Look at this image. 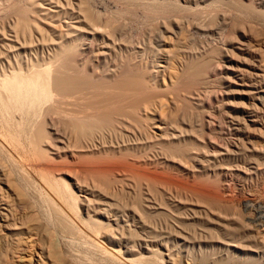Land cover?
Returning <instances> with one entry per match:
<instances>
[{
    "label": "rangeland",
    "instance_id": "374dc122",
    "mask_svg": "<svg viewBox=\"0 0 264 264\" xmlns=\"http://www.w3.org/2000/svg\"><path fill=\"white\" fill-rule=\"evenodd\" d=\"M151 1L0 0V77H2L3 71L8 72L13 67H15V69L19 67L27 69V67L30 68L33 65L37 66L36 64H43V62H46V66H48L50 61H52L54 62V65L52 62L51 63L56 70L55 72H57H54V75L57 74V76H59L57 79L60 84L62 85V81L64 87H66L73 83L70 87H67V90L62 86L63 89L61 90L67 91L69 95L66 92L65 94H67V96L65 95V98H56L57 96H55L53 101L47 102V108L44 107L46 111L42 108V111L37 110L38 114L36 113V115L33 114V109L31 110L32 107H28V109L27 107L18 109L19 107H15L13 104L6 103L3 106L0 103V197L4 198L3 202L0 201V264H61L64 260V256L59 253L62 247L60 245L58 246L56 241L58 232L62 230L67 220L68 222L70 221V223H66V226L71 224H73L72 226L77 225L78 227L80 226L79 228L89 233L88 230L90 229L86 225L92 218H90L82 208L83 205L81 206L80 204L77 209L76 205H74L75 202L66 197L70 200H68L69 202H72V204L74 203L73 205L71 204V207L64 198L65 196L62 197L51 188L54 184L53 181L62 177H65L71 185H75L76 180H80L82 183L80 181L79 183L82 185L85 183L86 186L91 184L89 187H95V182H97L98 194L104 193L102 195L111 199L113 197L112 201L108 200L109 202L106 203L101 201L102 203L98 202L91 205L92 208L90 207L89 209L90 214L93 213L92 209L104 210L107 207V210H105L107 213L111 214V217L119 216L121 219L125 218L124 220H126L128 224L130 222V224L133 223L132 225H142L143 222H146L145 219H147L149 224L144 223L146 226L143 229H138L140 232L137 231V233H139L138 236L144 235L142 236L144 238L145 236L146 238H154L155 236L158 239V237L162 235L164 237L161 236L162 238L159 237L158 240L164 238L165 241H170L171 243L179 241L185 246L183 247L184 249L182 248L183 251H189L191 249V251L198 252L203 250L202 252L206 254H217L223 247L221 240L229 239L230 241L232 240V242H235L234 240H239L231 245V248L249 246L250 242L248 236L250 234L252 235L254 232L255 234L253 233V236L258 235L257 237L259 240L262 237L259 232L263 230L264 234V109L261 111L262 119L260 121L262 122H260L259 125L253 127V125L246 126L243 124V128L239 129L236 124L237 118H242L244 116L239 113L238 110L240 107L238 106L242 103L249 102V95L235 92L237 88L244 86L241 85L242 81H234L235 83L233 86L228 87V83L226 79H224L225 72L228 71L227 68L230 69L229 72L233 73L235 70L232 69V67L238 64V59H230L227 55V51L234 50L239 43L244 42L242 41L244 39V37H242L244 31L251 45L255 46L256 44H261L264 50V11L258 10L249 2L243 4L241 0H208L206 2H201L197 6H195L196 4H190L183 0H180L182 2H180L181 5H179L180 3L177 0H168L167 3H165L166 5H162L163 7L156 5L157 8L154 5L155 2L153 3ZM170 2L171 5H169ZM69 3L70 5H68ZM78 5L85 7L81 8L84 12L81 11ZM213 5H219V8L215 11ZM73 6H75V10H73ZM85 12L86 14H84ZM82 14L88 15L86 20L83 19L86 16L84 17ZM76 20L79 22H76ZM72 22H76V24L80 26L84 25L81 26V28L89 26L88 28L91 31L96 29V31L99 32L101 29L102 32L100 33L101 35L105 34V40H109L107 42H111V45H114L116 41L117 43H115V46L117 45V47L112 53L108 54L106 59L101 58L99 54H97V52L99 53L98 50L94 49L95 52L91 50L90 44L95 41L92 45L94 46L95 44L99 46L106 41L103 40L101 35L96 38L92 35H87L83 36L84 38L82 37L83 39H81V41H77L79 42L77 47L68 46L65 51L61 52L59 48L60 31L67 33L68 30L72 29V27H68L69 24L72 25ZM165 22H167V24ZM176 22L180 23L182 31L180 29L177 30L178 34L181 32L177 35L178 37H175L177 40H174V43L173 40L169 39L170 44L168 45L169 47H167L169 49L173 47L172 52L177 53L176 56L173 55L174 61L172 60L171 63L173 65H170L171 68H173V70L170 68L172 70L171 74L173 73L176 76L182 75V79L172 87V91L170 88L167 91H163L162 89L160 92L161 88L154 86L150 77L154 73V61L156 56L159 55L157 49L160 47H157L153 39V43L149 40L151 35H155V37L163 33V35L166 34L167 36L172 35L170 32V34L168 33L166 25L169 27L168 24H176ZM96 24L98 27H96ZM30 26L32 28H30ZM63 27H67L68 29H63ZM86 27L84 28L85 30ZM101 27L106 29V31L108 29V31L104 32V29ZM88 28L87 30L90 31ZM251 28L253 30H251ZM112 29L117 30V36H113L111 32ZM156 30L158 31L156 32ZM162 30L165 31L163 32ZM108 33L112 35L109 36ZM167 36L166 38L169 37ZM89 37L94 41H90ZM130 41L131 46L129 45ZM126 44L128 45L126 46ZM208 44L211 47L203 51V46H207ZM9 45L12 46L10 47L11 49ZM85 47L86 50L84 51ZM133 48H135L136 51ZM75 49H77V51ZM9 50H11V52ZM116 50L118 52H123L121 55L120 53L117 55L118 52H115ZM191 51L197 53L196 57H187V53H192ZM200 52H202V54H199ZM50 53H52V55ZM54 54L55 58L53 57ZM8 57L10 59H8ZM176 57L179 58L176 59ZM179 59L181 60L179 61ZM58 63L60 67H58ZM27 64L29 65L27 66ZM118 64L121 65V67H119ZM114 66H118L119 69H121V73L118 72V67L116 68ZM9 67L11 69H8ZM113 67L116 68V70H111ZM46 68L47 67H43V69ZM150 69L152 71H150ZM110 71H117L118 73L112 75L111 73L113 72L110 73ZM209 71H213V73L207 74ZM169 73L170 71L167 72V75ZM116 74H118V77ZM233 75L236 74L233 73ZM65 78H67V80ZM68 80L71 83H69ZM3 91L6 94L7 90L4 89L2 92ZM159 94H163L162 98L160 96L162 103L165 102L163 100H166L167 102L165 105H168H164L165 107L163 106L162 109L161 107L159 108L161 111H159V114L162 113V117H165H163L164 128L166 127L165 130L167 129V132H171L173 129L172 127H174V129H184V131L193 134L191 137L193 144H189L188 146L183 144L179 145L177 143H175L176 145H172L173 143H165V145L163 143L165 145L163 147L161 144H157L156 146V140L153 137L154 141L150 138L153 133H161L159 127L160 122H152L153 112L151 109L149 112L147 108L150 102L153 103L154 101L160 100L158 99ZM164 95H166L167 98ZM153 96L154 98H158L154 99ZM217 96H221L222 100L221 98L216 99ZM200 99L207 101L204 106L200 104ZM147 100L148 102H146ZM218 101H220L219 103L222 101V104H220L222 107L217 105L219 104ZM144 104L148 106L145 107ZM15 108H17L18 112ZM143 108L146 109L147 112ZM26 111L28 112L25 113ZM6 112L9 113L6 114ZM28 113L30 115H27ZM90 113L93 115H88ZM108 113L111 116L109 115L108 117ZM93 116L94 118H91V120L89 117ZM147 116L151 120H148L149 118ZM86 117L91 121H87ZM247 119L250 120V117L247 116ZM90 129L91 131L89 132ZM37 131H42L39 132L40 136H38L39 134L36 135L38 133ZM94 131L96 132V136ZM87 132L89 133L88 139L86 138L88 137V134H86ZM97 132L99 134H97ZM128 133H130L129 135L133 139H130ZM195 133H197V136ZM125 134L126 136H124ZM115 137L118 138L115 139ZM212 138L215 139V141ZM124 139L125 141H134L133 143L138 144V148H135L136 150L124 149L125 151L122 150L118 152L112 147L114 145L117 146L118 143L122 144ZM210 140L212 143L216 142L215 144H220L223 150L224 155L218 162H215L214 158H212L213 146ZM168 146L176 147L168 148ZM199 147H201V149ZM254 147L257 149L254 150ZM227 148H230L229 153L231 154L229 155ZM203 149H205L204 152L202 151ZM164 150L168 152L164 154ZM184 150L186 152H184ZM170 152L176 153V155H179V153L183 155L182 163L190 168H183V166H178L177 164L167 165L168 162H165L163 155H170ZM205 152L207 153L204 154ZM225 152H227L226 155ZM201 154L205 155V159H203L206 161V167L209 166L208 168L210 171H212L211 169L215 168V166L217 167V165L220 166L219 168H222L221 172L223 173L221 176L215 177L211 175L210 172H208L209 175L207 173H201V169L198 165L199 162L196 160ZM160 155L162 156L160 157ZM122 167L129 169L124 172L127 176H135V179L133 178L134 180L149 178L154 182L149 185L144 182L142 184L137 183L138 186H135V190L137 188L136 194V191H133L129 185H125V180L117 179L116 171ZM191 167H194V169ZM133 168H136L135 172L138 174L135 172L132 173L131 170ZM195 169L200 171V173ZM189 170L192 172H189ZM49 178L53 180H50L52 183L48 180ZM92 180L95 184L92 183ZM28 182H32L33 184ZM98 186L101 187L100 191L103 188V192L99 191ZM147 188L150 191H148ZM138 190L141 191L139 192ZM64 194H67L65 190ZM108 194L112 197H109ZM142 197H147L146 199H149L151 203L149 202L146 204V202L144 206V204H141L143 203ZM155 197H158L159 200ZM47 199L52 201H50L51 203L48 201L51 205H49ZM136 200L137 203H139L137 205L141 206L135 207ZM157 200L158 202H156ZM116 202L122 203L118 204ZM52 203L56 205L54 206ZM108 203H114V206H110ZM132 206H134V209ZM138 207H141L140 210L144 208L141 213H145L143 214L145 219H143L144 217L141 218L143 216L139 215L141 213L136 214V212L139 211L138 209L137 211H133ZM145 209H148V212ZM49 210L53 213L56 212L55 216L58 214L56 217L61 220L58 219L57 222V218L55 217L56 219L53 218L51 222L49 217H47L50 213ZM57 211L63 213V216L60 212L57 213ZM126 213L128 216H126ZM146 214L150 215H147V217ZM59 215L64 217L66 221ZM225 217H227V219ZM82 218H88L89 221L88 219L87 221L82 220L86 221V223H83L81 221ZM213 219H217L218 221L213 222ZM219 219L224 225L227 224L228 228L222 225ZM58 223L60 225H58ZM249 223H251V225ZM92 224L93 221H91V225ZM228 224H230V226ZM246 224L248 225L246 226ZM96 225H98V222ZM96 225L95 227H97ZM155 226L157 229L159 228L158 230L156 229L157 231H155ZM132 227L134 228V226ZM231 227L234 229L236 227L238 228L234 230ZM173 229L181 233H175ZM133 231L134 233L136 232L134 229L130 231V233L132 232L131 235L135 236L136 233L133 234ZM229 231L231 232L228 233ZM91 232L94 233L95 231L93 232V230H91ZM130 233L128 232L127 234L129 235ZM100 234L98 232L94 234V237L99 236L100 238H97L100 240H97L95 237L96 240L107 247L106 245L109 244V242L105 239L103 240L102 233L100 232ZM149 234L153 237H150ZM215 236L217 237L215 238ZM76 250L78 249H75L73 252L79 254L80 251L77 253ZM82 254L84 253L82 252ZM101 254L93 253L91 257H94V261L91 259L90 255L88 260L91 259L89 261H92L94 264H103L106 255L103 254L101 256ZM29 257H34L33 262L32 258L29 259ZM83 257H85V254Z\"/></svg>",
    "mask_w": 264,
    "mask_h": 264
},
{
    "label": "bare ground",
    "instance_id": "6f19581e",
    "mask_svg": "<svg viewBox=\"0 0 264 264\" xmlns=\"http://www.w3.org/2000/svg\"><path fill=\"white\" fill-rule=\"evenodd\" d=\"M47 1V0H46ZM73 1V0H72ZM81 1V0H80ZM151 1V0H150ZM167 1L168 0H153V1H151V2H155V7L157 8V6L156 5H158V6H162L163 4H165V3H167ZM171 1V0H170ZM177 1H179V3L182 1H180V0H177ZM176 1V2H177ZM184 2H188V3H190V4H196L195 6H197V5H199L201 2H206V1H208V0H183ZM213 1H216V0H213ZM225 1V0H224ZM242 1V3L243 4H246L247 2H249L251 5H253V6H255V8H257L258 10H260V11H264V0H241ZM59 2V1H58ZM69 2V1H68ZM83 2V1H82ZM147 2V1H146ZM174 2V1H173ZM212 2V1H211ZM240 2V1H239ZM81 3V2H80ZM84 3H86V2H84ZM148 3V2H147ZM182 3V2H181ZM181 3L179 4V5H181ZM218 3V2H217ZM227 3H228V1H227ZM41 4V3H40ZM39 4V5H40ZM74 4V3H73ZM83 4V3H82ZM81 4V5H82ZM150 4V3H149ZM152 4V3H151ZM176 4V3H175ZM68 5H70V3L68 4ZM79 6L78 5V7H80V9L82 8V7H84V6ZM166 5V4H165ZM164 5V6H165ZM169 5H171V2H170V4ZM169 5H168V7H169ZM174 5V4H173ZM177 5V4H176ZM185 5V4H184ZM43 6V5H42ZM150 6V5H149ZM187 6V5H186ZM205 6H206V4H205ZM208 6H209V4H208ZM211 6V5H210ZM215 8H214V10L216 11V9H218L219 8V5H213ZM212 6V7H213ZM246 6V5H245ZM71 7V6H70ZM74 7L75 6H73L72 8H73V10H75L74 9ZM163 7V6H162ZM190 7V6H189ZM51 8V7H50ZM85 8V7H84ZM186 8V7H185ZM52 9V8H51ZM189 9V8H188ZM192 9V8H191ZM194 9V8H193ZM208 9V8H207ZM186 10V9H185ZM211 10V9H210ZM213 10V11H214ZM256 10V9H255ZM257 10V11H258ZM78 11H80V10H78ZM81 11L82 12H84L83 11V9H81ZM198 11V10H197ZM212 11V12H213ZM217 11H219V10H217ZM39 12V11H38ZM46 12V11H45ZM57 12V11H56ZM163 12V11H162ZM49 13V12H48ZM53 14V13H52ZM79 14V13H78ZM84 14H86V12L84 13ZM84 14H82L85 18H83V19H85L86 20V18H87V16L88 15H84ZM163 14V13H162ZM185 14H186V12H185ZM229 14V13H228ZM90 16V15H89ZM175 17V16H174ZM92 18V17H91ZM160 18V17H159ZM177 19V18H176ZM80 20V19H79ZM84 20V21H85ZM92 20V19H91ZM183 20V19H182ZM226 20V19H225ZM19 21V20H18ZM81 21V20H80ZM88 21V20H87ZM86 21V22H87ZM222 21H223V19H222ZM22 22V21H21ZM76 22H79L78 20H76ZM76 22H72V25L71 24H69L68 25V27L70 26V27H72V29H70V30H68V32L67 31H65V32H67V33H63L62 31H60V36H59V42H60V44H59V48L61 49V52H63V51H65V49L66 48H68V46L70 47V46H76L77 47V44L79 43V42H77V41H81V39H83L84 37L83 36H87V35H92L94 38H96V37H100V35H101V33L100 32H102V30L100 31L99 29H97V30H99V32H97L96 31V29L95 30H90L88 27H86V30L84 29L85 27H83V28H81V26H84V25H79V24H76ZM225 22V21H224ZM25 23V22H24ZM27 23V22H26ZM37 23V22H36ZM67 23V22H66ZM71 23V22H70ZM89 23V22H88ZM166 24H167V22H165ZM22 24H23V22H22ZM34 24V23H33ZM60 24V23H59ZM90 24H91V22H90ZM18 25V24H17ZM16 25V26H17ZM27 25V24H26ZM29 25V24H28ZM35 25V24H34ZM55 25H57V24H55ZM66 25V24H65ZM92 25V24H91ZM63 26V25H62ZM94 26V25H93ZM92 26V27H93ZM165 26V25H164ZM168 26L169 27H167V25H166V29L168 30V33L170 32L172 35H156L157 37H155V35L153 36V35H151V38H150V42H152V39L156 42V44H157V47H160L159 49H157L158 50V53H159V55H157L156 56V59H155V57H154V59H155V61H154V63H155V68H153V74L150 76L151 77V81L154 83V86H156L157 88L159 87V88H161L160 89V92L162 91V89H163V91H167V90H169L170 88V90L172 91V87H174L181 79H182V75H180V76H176V75H174L173 73V75L171 74V72H172V70H173V68H171V66L170 65H173V64H171L172 63V60H173V55L174 56H176V54L177 53H174V52H172L173 51V47H172V49H169L168 47V45L170 44V40H177V39H175V37L177 36V35H179L181 32H179V34H178V32H177V30L178 29H180L181 31H182V29H181V25H180V23L179 22H176V24H171V25H169L168 24ZM200 26V25H199ZM205 26V25H204ZM203 26V27H204ZM55 27V26H54ZM96 27H98L97 26V24H96ZM105 27V26H104ZM183 27V26H182ZM26 28V27H25ZM30 28H32L31 26H30ZM61 28V27H60ZM87 28L90 30V31H88L87 30ZM102 28V27H101ZM107 28V27H106ZM205 28V27H204ZM207 28V27H206ZM27 29H28V27H27ZM38 29H40V28H38ZM63 29H68L67 27L65 28V27H63ZM102 29H104V28H102ZM161 29V28H160ZM159 29V30H160ZM253 29H254V27H253ZM252 28H251V30H253ZM111 30V29H110ZM113 30L114 29H112V34H113V36L114 35H116L117 36V34H118V32H117V30H114V32H113ZM166 30V31H167ZM179 30V31H180ZM106 31V29H104V32ZM107 31H108V29H107ZM106 31V32H107ZM158 30H156V32H157ZM163 31V30H162ZM165 31V30H164ZM163 31V32H164ZM184 31V30H183ZM18 32V31H17ZM32 32V31H31ZM152 32V31H151ZM252 32V31H251ZM162 33V32H161ZM167 33V34H168ZM169 33V34H170ZM253 33V32H252ZM17 34V33H16ZM109 34V36H111L112 34L111 33H108ZM153 34V33H152ZM158 34H159V32H158ZM105 34H102L101 36H102V38H103V40L104 41H106L105 40V36H104ZM106 35H107V33H106ZM150 35V34H149ZM149 35H148V37H149ZM243 36L242 37H244V39L242 40V41H244V42H242V43H239V45L234 49V50H231V51H227V55L230 57V59H238V64L236 65V66H233L232 67V69H234L235 71H233V73L234 74H236V75H233V73H231V72H229L230 71V69L229 68H227V70L228 71H226L225 72V75H224V79H226V81H227V83H228V87L229 86H233V84L235 83L234 81H237V80H240V81H242V84L241 85H244V86H241V87H239V88H237L236 90H235V92H237L238 94H244V95H249V102H245V103H242V104H240V106H238V107H240V109L238 110L239 111V113L241 114V115H243L244 117H242V118H237V125H238V127H239V129L240 128H243V124L244 125H246V126H251V125H253V127L254 126H256V125H259V123L260 122H262V121H260L261 119H262V115H261V111H262V109H264V50H263V47L261 46V44H256L255 46L254 45H251L250 44V40H248V38H247V34L245 33V31L243 32V34H242ZM123 36V35H122ZM140 36V35H139ZM166 36L168 37V38H166ZM174 36V37H173ZM83 37V38H82ZM115 37V36H114ZM114 37H111V38H114ZM147 37V38H148ZM178 37V36H177ZM241 37V38H242ZM90 38V37H89ZM109 38V37H108ZM136 38V37H135ZM174 38V39H173ZM99 39V38H98ZM101 39V38H100ZM110 39V38H109ZM170 39V40H169ZM86 40V39H85ZM115 40V39H114ZM113 40V41H114ZM137 40V39H136ZM179 40H180V38H179ZM90 41H92L91 40V38H90ZM94 41V40H93ZM92 41V42H93ZM107 41H109V40H107ZM104 42L102 45H95L94 44V46L92 45L93 43H95V41L92 43V44H90L91 45V50L93 51V52H95V50H98L99 51V53L97 52V54H99V57H101V58H104V59H106L107 58V56H108V54H110V53H112V51L117 47V45L115 46V43H117L116 41H115V43H114V45H111V42ZM111 41V40H110ZM123 41V40H122ZM145 41V40H144ZM153 41V42H154ZM87 42V41H86ZM100 42V41H99ZM121 42V41H120ZM127 42V41H126ZM152 42V43H153ZM91 43V42H90ZM131 41L129 42V45L131 46ZM138 43H139V41H138ZM144 43V42H143ZM142 43V44H143ZM172 43V42H171ZM174 43H175V41H174ZM80 44H81V42H80ZM85 44H87V43H85ZM89 44V43H88ZM100 44H101V42H100ZM123 44H125V43H123ZM141 44V43H140ZM144 44H146V43H144ZM148 44H149V42H148ZM147 44V45H148ZM151 44V43H150ZM155 44V45H156ZM173 44V43H172ZM79 45V44H78ZM89 45V46H90ZM128 44H126V46H127ZM133 45V44H132ZM136 45H137V43H136ZM81 46V45H80ZM98 46V47H97ZM139 46V45H138ZM144 46V45H143ZM143 46H141V47H143ZM153 46V45H152ZM168 46V47H167ZM10 47H12V46H10L9 45V48ZM82 47H83V45H82ZM119 47H120V44H119ZM156 47V46H155ZM155 47H154V49H155ZM211 46H209V44L207 45V46H203V48H202V50L203 51H206L208 48H210ZM131 48V47H130ZM129 48V49H130ZM11 49V48H10ZM84 49V48H83ZM89 49V48H88ZM95 49V50H94ZM120 49V48H119ZM128 49V48H127ZM132 49V48H131ZM134 50H135V48H133ZM145 49V48H144ZM143 49V50H144ZM153 49V48H152ZM153 49V50H154ZM76 51H77V49H75ZM86 50V47H85V49H84V51ZM121 50H122V48H121ZM150 50V49H149ZM176 50V49H175ZM174 50V51H175ZM201 50V49H200ZM10 52H11V50H9ZM81 51V50H80ZM127 51V50H126ZM129 51V50H128ZM136 51V50H135ZM142 51V50H141ZM146 51V50H145ZM145 51H144V53H145ZM156 51V50H155ZM82 52H83V50H82ZM115 52H118L117 50L115 51ZM123 52V51H122ZM122 52H118V54L117 55H119V53H120V55H121V53ZM152 52V51H151ZM192 52V51H191ZM195 52V51H194ZM194 52H192V53H187L188 55H187V57L189 58V57H196V52L194 53ZM43 53V52H42ZM136 53V52H135ZM138 53H139V51H138ZM143 53V54H144ZM154 53H156V52H154ZM172 53H174V54H172ZM6 54H7V52H6ZM44 54V53H43ZM51 55H52V53H50ZM184 54V53H183ZM199 54H202V52H200ZM13 55H14V53H13ZM39 55V54H38ZM114 55V54H113ZM112 55V56H113ZM115 55H116V53H115ZM116 55V56H117ZM125 55V54H124ZM18 56V55H17ZM34 56H36V55H34ZM41 56V55H40ZM44 56V55H43ZM48 56V55H47ZM110 56V55H109ZM143 56V55H142ZM141 56V57H142ZM178 56V55H177ZM186 56V55H185ZM10 57V56H9ZM8 57V59H10ZM38 57V56H37ZM54 58H55V54H54V56H53ZM122 57V56H121ZM184 57V56H183ZM186 57V58H187ZM6 58H7V55H6ZM29 58V57H28ZM45 58V57H44ZM48 58H49V56H48ZM113 58V57H112ZM179 58V57H178ZM177 57H176V59H178ZM30 59H32V58H30ZM38 59V58H37ZM36 59V60H37ZM98 59V58H97ZM154 59H152V60H154ZM175 59V60H176ZM182 59V58H181ZM181 59H179V61L181 60ZM27 60V59H26ZM99 60V59H98ZM116 60H117V57H116ZM151 60V61H152ZM15 61H16V59H15ZM28 61V60H27ZM38 61V60H37ZM46 61V60H45ZM103 61V60H102ZM174 61V60H173ZM177 61V60H176ZM39 62H40V60H39ZM52 61H50V64H48V66H46V62H43V64H40V65H38V64H36L37 66H31L30 68H28L27 67V69L26 68H23V67H19V68H17V69H15V67H13L12 69L9 67L8 69H11L10 71H8V72H5V71H3L2 73V77H0V103L4 106V104H6V103H10V104H13V106H15V107H19L18 109H24V107H27V109H28V107H32L31 108V110L33 109V114H35L36 115V113H37V110H40V111H42L41 109L42 108H44V107H46V104H48L47 102L48 101H53V99H55V96H57L56 98H65V95L67 96V94H68V92H67V94H65L66 92L64 91V90H61V89H63V87H64V83L61 81V83H62V85L60 84V82H59V80L57 79V77L59 78V76H57V74L56 75H54V72L56 71L55 70V68L53 67V65H54V62H52L53 63V65H52V63H51ZM99 62V61H98ZM3 63V62H2ZM10 63V62H9ZM27 63H29V62H27ZM31 63H32V61H31ZM38 63V62H37ZM64 63V62H63ZM105 63H106V61H105ZM152 63V62H151ZM175 63V62H174ZM1 64V63H0ZM11 64H12V61H11ZM11 64H9V65H11ZM18 64V63H17ZM59 64V63H58ZM8 65V66H9ZM21 65V64H20ZM29 64H27V66H28ZM31 65V64H30ZM116 65V64H115ZM178 65V64H177ZM1 66V65H0ZM5 66V65H4ZM22 66V65H21ZM57 66V65H56ZM62 66V65H61ZM66 66V65H65ZM64 66V67H65ZM118 66L119 67H121V65H119L118 64ZM117 66V67H118ZM12 67V66H11ZM43 67L45 68V67H47L46 69H43ZM58 67H60V64H59V66ZM58 67H57V70H58ZM63 67V66H62ZM114 67H116V66H114ZM111 68V70H116V68ZM119 67H118V69H119ZM3 68V67H2ZM66 68V67H65ZM109 68V67H108ZM172 70H171V69ZM181 68V67H180ZM43 69V70H42ZM123 69V68H122ZM185 69V68H184ZM2 70H4V69H2ZM61 70V69H60ZM120 70L121 69H119L118 70V72H120ZM215 70V69H214ZM59 71V70H58ZM150 71H152L151 69H150ZM168 71H170V73L167 75V72ZM107 72V71H106ZM111 72H113V73H111ZM117 71H110V73L113 75V74H115V73H118ZM174 72V71H173ZM178 72V71H177ZM215 72V71H214ZM55 73H57V72H55ZM121 73V72H120ZM150 73H152V72H150ZM213 73V71H209V72H207V74H212ZM175 74H176V71H175ZM178 74V73H177ZM180 74V73H179ZM116 76L118 77V74H116ZM115 76V77H116ZM112 77H114V76H112ZM141 78V77H140ZM238 78V79H237ZM66 80H67V78H65ZM64 79V80H65ZM63 80V79H62ZM69 81V80H68ZM151 82V83H152ZM69 83H71L70 81H69ZM67 84V83H66ZM73 84V83H72ZM71 84V85H72ZM60 85H61V88H60ZM71 85H68V86H66V87H64V88H66L65 90H67V87H70ZM245 85H247V86H245ZM63 86V87H62ZM7 90V92H6V94L4 93V91L2 92V90ZM75 89V88H74ZM69 91V90H68ZM170 91V92H171ZM83 92V91H82ZM5 95H4V94ZM70 93V92H69ZM89 93V92H88ZM209 94V93H208ZM222 94V93H221ZM69 95V94H68ZM163 95V94H162ZM162 95H158L159 96V98L158 97H156V98H158V99H160V96H161V98H162ZM168 95V94H167ZM85 96V95H84ZM166 98H167V96L166 95H164ZM164 96H163V98H164ZM222 97H223V95H222ZM222 97L221 96H217L216 97V99H219V98H221V100H222ZM153 98H154V96H153ZM156 98H154V99H156ZM76 99V98H75ZM172 100V99H171ZM67 101V100H66ZM163 101H165V102H163L162 103V100L160 99V100H157V101H154L153 103H151L150 101V105L147 107V106H145V104H144V106L145 107H147L148 109H149V112H150V109H151V111L153 112V120H152V122H160V125H159V127H160V131H161V133L160 134H152V136L150 137V138H154L155 140H156V146H157V144H161V145H163V147L166 145V144H168V143H173L172 145H174L175 143H177V144H183V145H188L189 146V144H193L192 142H193V140H192V135L193 134H190L188 131H184V129L183 130H180V129H174V127H172L173 129H172V131L170 132V131H166L165 130V128H164V123H163V117H162V113H160L159 114V108L161 107V109H162V107L165 105V103L167 102L166 100H163ZM169 101V100H168ZM195 101V100H194ZM5 102V103H4ZM146 102H148V100L146 101ZM172 102V101H171ZM199 102H200V104L202 105V106H204L205 104H206V102L207 101H205L204 99H200L199 100ZM220 101H218V103H219ZM145 103V102H144ZM0 104V105H1ZM129 104V103H128ZM132 104V103H131ZM169 104V103H168ZM220 104H222V101H221V103H219V104H217V105H219L220 106ZM8 105V104H7ZM139 105V104H138ZM138 105H136V106H138ZM8 106H11V105H8ZM92 106V105H91ZM90 106V107H91ZM132 106V105H131ZM135 106V105H134ZM140 106V105H139ZM165 106H168V105H165ZM164 106V107H165ZM50 107V106H49ZM142 107H143V103H142ZM220 107H222V105L220 106ZM8 108V107H7ZM47 108V107H46ZM46 108H44V110L46 109ZM53 108V107H52ZM140 108V107H139ZM3 109V108H2ZM12 109V108H11ZM14 109V108H13ZM133 109V108H132ZM144 109V108H143ZM9 110H10V108H9ZM15 110L18 112V110H17V108H15ZM144 110H146V109H144ZM12 111V110H11ZM10 111V112H11ZM23 111V110H22ZM46 111V110H45ZM136 111V110H135ZM28 111H26L25 113H27ZM30 112V111H29ZM81 112V111H80ZM146 112H147V110H146ZM148 112V113H149ZM161 112V111H160ZM9 113V112H8ZM7 112H6V114H8ZM13 113V112H12ZM135 113V112H134ZM145 113V112H144ZM260 113V114H259ZM2 114H3V111H2ZM14 114H15V112H14ZM22 114H23V112H22ZM32 114V115H33ZM38 114V113H37ZM39 114H41V113H39ZM42 114H43V112H42ZM77 114V113H76ZM152 114V113H151ZM12 115V114H11ZM27 115H30L29 113L27 114ZM34 115V116H35ZM78 115V114H77ZM77 115H76V117H77ZM88 115H91V113L90 114H88ZM93 115V114H92ZM91 115V116H92ZM95 115V114H94ZM108 115V117H109V113L107 114ZM25 116V115H24ZM96 116V115H95ZM111 116V115H110ZM114 116H116V115H114ZM150 116V115H149ZM247 116L248 117H250V120L249 119H247ZM20 117V116H19ZM27 117V116H26ZM25 117V118H26ZM38 117V116H37ZM75 117V116H74ZM84 117H85V115H84ZM120 117V116H119ZM148 117V116H147ZM16 118V117H15ZM45 118V117H44ZM79 118H80V116H79ZM82 118V117H81ZM87 118V117H86ZM90 119L91 118H94V116L93 117H89ZM145 118V117H144ZM149 118V117H148ZM165 118V117H164ZM43 119V118H42ZM83 119V118H82ZM147 119V118H146ZM5 120V119H4ZM8 120V119H7ZM78 120V119H77ZM84 120V119H83ZM89 119L87 118V121H88ZM92 120V119H91ZM91 120H89V121H91ZM148 120H151L150 118L148 119ZM12 121V120H11ZM80 121V120H79ZM86 121V120H85ZM167 121V120H166ZM14 122V121H13ZM23 122V121H22ZM21 122V123H22ZM41 122V121H40ZM81 122V121H80ZM83 122V121H82ZM199 122V121H198ZM21 123H18V124H21ZM24 123V122H23ZM185 123H187V122H185ZM9 124V123H8ZM199 124V123H198ZM22 125V124H21ZM149 125V124H148ZM167 125V124H166ZM177 128H179V127H177ZM195 128V127H194ZM247 128V127H246ZM256 128V127H255ZM262 128V127H261ZM32 129V128H31ZM238 129V128H237ZM94 130V129H93ZM168 130H169V128H168ZM91 131V129L89 130V132ZM242 131H244V130H242ZM38 132V131H37ZM39 132H42V131H39ZM35 133L36 135H38V136H40V133ZM95 132V131H94ZM132 132V131H131ZM146 132V131H145ZM193 132V131H192ZM83 133V132H82ZM91 133H93V132H91ZM100 133H103V132H100ZM134 133V132H133ZM86 134H88V137H86L87 139L89 138V133L87 132ZM97 134H99L98 132H97ZM109 134V133H108ZM130 133H128V135H129ZM196 134V136H197V133H195ZM33 135V134H32ZM42 135V134H41ZM91 135H94V134H91ZM107 135V134H106ZM200 135V134H199ZM247 135V134H246ZM253 135V134H252ZM95 136H96V132H95ZM110 136H112V135H110ZM121 136V135H120ZM124 136H126V134L124 135ZM134 136H135V133H134ZM33 137H36V136H33ZM90 137H93V136H90ZM129 137H130V135H129ZM142 137V136H141ZM148 137V136H147ZM246 137V136H245ZM37 138V137H36ZM116 138H118V137H115V139ZM135 138H136V140H137V137L135 136ZM153 138H152V140H153ZM93 139V138H92ZM91 139V140H92ZM129 139V138H128ZM130 139H133V138H131L130 137ZM139 139H141V138H139ZM194 139V138H193ZM213 139V138H212ZM201 140V139H200ZM214 141H215V139H213ZM154 141V140H153ZM118 142V141H117ZM120 142V141H119ZM134 142V141H133ZM131 140L130 141H125V139H124V141H122V144H120V143H118V145L116 146V145H114V146H112V147H114L118 152H121L122 150H124V149H135V148H138L137 147V143H133ZM210 142L212 143V141L210 140ZM165 145H164V144ZM216 143V142H215ZM215 143H212V146H213V157L212 158H214V160H215V162H218L220 159H222L221 157L224 155L223 154V150H222V148H221V145L219 144H215ZM144 144V143H143ZM145 144H147V143H145ZM153 144V143H152ZM154 144H155V142H154ZM94 145V144H93ZM93 145H92V147H93ZM176 145V144H175ZM211 145V144H210ZM146 146V145H145ZM235 146V145H234ZM162 147V146H161ZM161 147H159V148H161ZM162 147V148H163ZM172 147H176V146H168V148H172ZM196 147H198V146H196ZM223 147V146H222ZM94 148V147H93ZM101 148V147H100ZM168 148H166V149H168ZM192 148V147H191ZM200 149H201V147H199ZM198 148V149H199ZM223 148H226V147H223ZM255 148V147H254ZM95 149H97V148H95ZM165 149V148H164ZM193 149V148H192ZM228 149V155L229 154H231V153H229V150H230V148H227ZM257 148H255L254 150H256ZM94 150V149H93ZM132 150V151H133ZM136 150V149H135ZM138 150V149H137ZM170 150V149H169ZM191 150V149H190ZM194 150V149H193ZM207 150V149H206ZM232 150H234V149H232ZM231 150V151H232ZM237 150V149H236ZM240 150V149H239ZM251 150H252V148H251ZM97 151V150H96ZM105 151H106V149H105ZM104 151V152H105ZM125 151V150H124ZM192 151V150H191ZM195 151V150H194ZM203 152L205 151V149H203L202 150ZM201 151V152H202ZM230 151V152H231ZM99 152V151H98ZM102 152V151H101ZM115 152V151H114ZM165 152H168V151H165L164 150V154H165ZM184 152H186L185 150H184ZM189 152V151H188ZM197 152H198V150H197ZM196 152V153H197ZM115 153H117V152H115ZM172 152H170L169 154L170 155H168L167 154V156L166 155H163V159L165 160V162H168V164L167 165H169V164H177L178 166L180 165V166H183V168L184 167H186V168H188L187 166H185L183 163H182V159H183V155H181L180 153H179V155H176V153L174 154V153H172ZM190 153V152H189ZM188 153V154H189ZM207 152H205L204 154H206ZM226 153L227 152H225V155H226ZM233 153V152H232ZM186 154V153H185ZM184 154V155H185ZM212 154V153H211ZM133 155V154H132ZM144 155V154H143ZM158 155H159V153H158ZM191 155H193V154H191ZM208 155V154H207ZM150 156V155H149ZM155 157H157L156 155H154ZM162 155H160V157H161ZM196 156V155H195ZM204 156L205 155H203V154H201L200 155V157L198 158V159H196L198 162H199V167H200V171H201V173L203 172V174L204 173H207L208 174V172H210L211 173V175H213V176H221V174L223 173V172H221V170H222V168H219L220 166H218L217 165V167L215 166V168H213V169H211L212 171H210L209 170V166H207L206 167V161L204 160L205 158H204ZM131 157V156H130ZM143 157V156H142ZM134 158V157H133ZM194 158V157H193ZM204 158V159H203ZM208 158V157H207ZM137 159H138V157H137ZM119 160V159H118ZM194 160V159H193ZM208 160V159H207ZM211 160V159H210ZM157 161H158V159H157ZM196 161V162H197ZM205 161V162H204ZM209 161V160H208ZM136 162V161H135ZM164 162V163H165ZM184 162V161H183ZM194 162V161H193ZM146 163V162H145ZM151 163V162H150ZM157 163V162H156ZM161 164H163V163H161ZM205 164V165H204ZM126 165V164H125ZM165 165V164H164ZM192 165V164H191ZM194 165V164H193ZM176 166V165H175ZM197 166V165H196ZM128 167H130V166H128ZM136 167V166H135ZM198 167V166H197ZM197 167H196V169H197ZM185 168V169H186ZM190 168V167H189ZM188 168V169H189ZM192 168V167H191ZM116 169H118V168H116ZM140 169V168H139ZM192 169H194V167L192 168ZM191 169V170H192ZM195 169V170H196ZM111 170H113V169H111ZM115 170V169H114ZM129 169L128 168H119V170H117L116 171V177H117V179H122V180H125L126 181V184L125 185H129L130 186V188L133 190V191H136L135 193L137 194V188H136V190H135V186L137 185V183H145V184H150V183H153L152 182V180L151 179H149V178H145L144 180H134L135 179V176L133 177V176H127L126 174H125V172L124 171H128ZM135 170H136V168H133L131 171H132V173L133 172H135ZM143 170V169H142ZM151 170V169H150ZM187 170V169H186ZM191 170H189V172L191 171ZM198 170V169H197ZM196 170V171H197ZM188 171V170H187ZM200 171H197V172H199L200 173ZM140 172V171H139ZM192 172V171H191ZM135 173H137V172H135ZM152 173V172H151ZM129 174V173H128ZM138 174V173H137ZM209 175V174H208ZM59 176V175H58ZM26 177V176H25ZM134 178V179H133ZM53 179H55V178H53ZM153 179H155V178H153ZM29 180V179H28ZM49 181L51 180L50 178L48 179ZM51 181H53V180H51ZM50 181V182H51ZM79 181L80 180H76V182H75V185H71L69 182H68V180L65 178V177H62V178H60V179H55L54 181H53V185H55V186H53L52 184V186H51V188H53L58 194H60L62 197H64L65 199H66V201L69 203V205H71L72 204V202H69L71 199L73 200V202H75V204L74 205H76V208L78 209V207H79V205L81 204V206H82V208L86 211V213H87V215L90 217V218H92V220L91 221H93V224H94V226H93V224L91 225V221H89V219H88V221H89V223L86 225V226H88V228L90 229V230H88V229H86V230H88V232L89 233H87L86 231H84V230H82V228H79L77 225H74V226H72L73 224H71V225H67L66 226V223L68 224V223H70V221L68 222V220H67V222L65 223V226H63L62 227V230H60V232H58V235H57V241H56V244L59 246H61L62 247V250L59 252L61 255H63L64 256V260L62 261V263L61 264H70V263H79V264H94L92 261L90 262L89 260H91V259H93L92 257H91V255H93V253H102L101 254V256L104 254V255H106V258L103 260V264H264V237H263V230H261L259 233H261L260 235L262 236L261 238H260V240L258 239V235L256 236H253V233H252V235L250 234L249 236H248V238H249V242H250V245L249 246H241V247H233V248H231V245H233L235 242H238L239 240H234L235 242H232V240L230 241L229 239L227 240H221L222 241V244H223V247L221 248V250L219 251V253H211V254H206L205 252L203 253L202 251H198V252H194L193 250L191 251V249L189 250V251H183V247H185L184 246V244L183 243H181V242H179V241H173L174 243H171L170 241H165L164 240V238L162 239V240H158L159 239V237H161L162 235H160L159 237H158V239L154 236V238H146V236H145V238L144 237H142V236H144V235H141V236H138V234L140 233L139 231H138V229H143L146 225L144 224V223H148L147 222V219H145V216L143 215V214H145V213H141V211L142 210H144V208L142 209V210H140L141 209V207L139 208H135L136 210H133L134 209V206H132V210L133 211H137V209L139 210V211H137L136 212V214L137 213H141V214H139V215H143L141 218H143V219H145V221L146 222H143V224L142 225H132V224H130V222H129V224L126 222V220H124V219H121V217H119V216H110L111 214H109V213H107V207L103 210H98L97 208V210H94V209H92L93 210V213L92 214H90L89 213V209H90V207H91V205H94V203H98V202H100V203H102V202H109L108 200H110V201H112L113 200V197L112 196H110L109 194V197H112V199L111 198H108L107 196H104V195H102V194H104V193H99L98 194V191H97V182H95L96 183V186L94 187H89L88 185L86 186L85 185V183H84V185H82L81 183H79ZM56 182V183H55ZM87 182V181H86ZM28 183H30V182H28ZM52 183V182H51ZM89 183V182H88ZM92 183H94L93 182V180H92ZM94 183V184H95ZM27 184V183H26ZM30 184H33L32 182L30 183ZM58 184V185H57ZM87 184V183H86ZM94 184H92V185H94ZM49 185V184H48ZM33 186V185H32ZM100 186V185H99ZM98 186V187H99ZM103 186V185H102ZM128 186V187H129ZM133 186H134V188H133ZM138 186V185H137ZM136 186V187H137ZM160 186V185H159ZM162 186V185H161ZM141 187H142V185H141ZM146 187H147V185H146ZM157 187V186H156ZM100 188L101 187H99V191H100ZM126 188V187H125ZM103 189V188H102ZM102 189H101V191L100 192H103L102 191ZM143 189V188H142ZM148 189V188H147ZM64 190H65V192L67 193V194H64ZM105 190V189H104ZM126 190V189H125ZM110 191V190H109ZM128 191V190H127ZM126 191V192H127ZM139 192L141 191V190H138ZM148 191H150L149 189H148ZM106 192V191H105ZM121 192H122V190H121ZM125 192V193H126ZM145 192H146V189H145ZM129 193V192H128ZM131 193H133V192H131ZM142 193H144V192H142ZM22 195H24L23 193H21ZM146 194V193H145ZM207 194V193H206ZM27 195V194H26ZM106 195V194H105ZM150 195H151V193H150ZM214 195V194H213ZM138 196H139V194H138ZM66 197H68L69 199H67ZM134 197H136V196H134ZM133 197V198H134ZM213 197H215V196H213ZM27 198V197H26ZM45 198V197H44ZM47 198V197H46ZM117 198V197H116ZM121 198V197H120ZM143 198V197H142ZM147 198V197H146ZM145 197L142 199L143 201V203H141V204H144V206H145V203L146 204H148L150 201H149V199L147 200ZM149 198V197H148ZM154 198V197H153ZM156 198V197H155ZM163 198V197H162ZM202 198V197H201ZM217 198V197H216ZM118 199V198H117ZM117 199H116V201H117ZM138 199H139V197H138ZM156 199H158V197L156 198ZM155 199V200H156ZM214 199V198H213ZM3 200H4V198L3 197H0V201L1 202H3ZM69 200V201H68ZM121 200V199H120ZM133 200V199H132ZM141 200V199H140ZM153 200V199H152ZM159 200V199H158ZM158 200L156 201V202H158ZM202 200V199H201ZM204 200V199H203ZM50 202L51 200L50 199H47V202ZM102 201V202H101ZM130 201V200H129ZM135 201V200H134ZM46 202V201H45ZM48 202V203H49ZM52 202V201H51ZM50 202V203H51ZM127 202V201H126ZM131 202H133V201H131ZM168 202V201H167ZM170 202V201H169ZM181 202V201H180ZM207 202H208V200H207ZM216 202V201H215ZM219 202V201H218ZM44 203V202H43ZM49 203V205H51ZM115 203V202H114ZM114 203L113 204H109L110 206L112 205V206H114ZM116 203H118V202H116ZM122 203V202H121ZM121 203H118V204H121ZM130 203V202H129ZM128 203V204H129ZM151 203V202H150ZM30 204V203H29ZM61 204V203H60ZM72 204V205H73ZM137 204H139V203H137V200H136V206L135 207H137V206H141V205H137ZM158 204H161V203H158ZM169 204V203H168ZM212 204V203H211ZM52 205H54L53 203H52ZM56 205V204H55ZM54 205V206H55ZM72 205H71V207H72ZM131 205H132V203H131ZM133 205H134V203H133ZM153 205H154V203H153ZM156 205H157V203H156ZM209 205V204H208ZM224 205V204H223ZM39 206V205H38ZM96 206V205H95ZM160 206V205H159ZM166 206H167V204H166ZM212 206V205H211ZM97 207V206H96ZM101 207V206H100ZM129 207V206H128ZM154 207H156V206H154ZM161 207H162V205H161ZM216 207V206H215ZM220 207V206H219ZM218 207V208H219ZM232 207V206H231ZM74 208V207H73ZM92 208V207H91ZM148 208V207H147ZM157 208V207H156ZM167 208H168V206H167ZM50 209H53V208H50ZM56 209H57V207H56ZM65 209V208H64ZM75 209V208H74ZM154 209V208H153ZM55 210V209H54ZM58 210V209H57ZM146 210V209H145ZM148 210V209H147ZM146 210V211H147ZM156 210V209H155ZM159 210V209H158ZM165 210V209H164ZM215 210V209H214ZM237 210V209H236ZM50 211V213H49V215L47 216V217H49V219H50V221L52 222L53 221V218H55L58 214H56V216H55V213L56 212H52L51 210H49ZM75 211V210H74ZM77 211V210H76ZM84 211V212H85ZM117 211V210H116ZM212 211V210H211ZM217 211V210H216ZM234 211H235V209H234ZM239 211V210H238ZM47 212V211H46ZM58 212H60V211H57V213ZM112 212V211H111ZM148 212V211H147ZM152 212H153V210H152ZM151 212V213H152ZM173 212V211H172ZM205 212V211H204ZM208 212V211H207ZM213 212V211H212ZM232 212V211H231ZM240 212V211H239ZM45 213V212H44ZM61 213V212H60ZM75 213H77V212H75ZM128 213V212H127ZM126 213V216H128V214ZM150 213V214H151ZM218 213H219V210H218ZM217 213V214H218ZM225 213V212H224ZM62 214V216H63V213H61ZM149 214V215H150ZM164 214H166V213H164ZM195 214V213H194ZM113 215V214H112ZM118 215H120V214H118ZM123 215V214H122ZM134 215V214H133ZM132 215V216H133ZM148 214H146V216H147ZM148 215V216H149ZM197 215V214H196ZM221 215V214H220ZM227 215V214H226ZM232 215H234V214H232ZM60 216V215H59ZM62 216H60V217H62ZM88 216H86V217H88ZM130 216V215H129ZM147 216V217H148ZM192 216H193V214H192ZM198 216V215H197ZM223 216V215H222ZM236 216H238V215H236ZM135 217V216H134ZM140 217V216H139ZM146 217V218H147ZM189 217V216H188ZM191 217V216H190ZM207 217V216H206ZM208 217H209V215H208ZM229 217V216H228ZM234 217V216H233ZM57 218V217H56ZM55 218V219H56ZM62 218H64V217H62ZM73 218V217H72ZM226 219H227V217H225ZM232 218V217H231ZM237 218V217H236ZM235 218V219H236ZM58 219H60V218H57V222H58ZM66 219H67V217H66ZM87 219H81V221L82 220H86L87 221ZM132 219H134V218H132ZM143 219H141V220H143ZM212 219V218H211ZM225 219V220H226ZM229 219H230V217H229ZM61 220V219H60ZM59 220V221H60ZM63 220V219H62ZM64 220H65V218H64ZM63 220V221H64ZM137 220V219H136ZM214 220V221H213ZM213 220H211V221H213V222H217L218 220L216 219H213ZM241 220V219H240ZM55 221V220H54ZM62 221V222H63ZM66 221V220H65ZM86 221H82L83 223L85 222L86 223ZM132 221H134V220H132ZM137 221H139V220H137ZM144 221V220H143ZM149 221H150V219H149ZM173 221V220H172ZM48 222V221H47ZM57 222H55V223H57ZM98 222V225H96V223ZM156 222V221H155ZM175 222V221H174ZM219 222L222 224V225H224L223 224V222H221V220L219 219ZM218 222V223H219ZM166 223V222H165ZM169 223V222H168ZM184 223H186V222H184ZM219 223V224H220ZM225 223V222H224ZM243 223V222H242ZM39 224V223H38ZM149 224V223H148ZM157 224V223H156ZM182 224V223H181ZM250 225H251V223H249ZM254 224V223H253ZM45 225V224H44ZM53 225V224H52ZM58 225H60L59 223H58ZM58 225H57V227H58ZM63 225V224H62ZM95 225L97 226V227H95ZM151 225V224H150ZM154 225V224H153ZM161 225V224H160ZM173 225V224H172ZM185 225V224H184ZM193 225V224H192ZM229 226H230V224H228ZM248 224H246V226H247ZM93 226V227H92ZM132 226H134V228L132 227ZM159 226V225H158ZM157 226V227H158ZM182 226V225H181ZM180 226V227H181ZM226 228H228L227 227V224H225L224 225ZM233 226V225H232ZM237 226V225H236ZM253 226V225H252ZM56 227V228H57ZM84 227V226H83ZM147 227H148V225H147ZM166 227V226H165ZM250 227V226H249ZM59 228V227H58ZM101 228H104V229H101ZM133 228V229H132ZM151 228V227H150ZM182 228V227H181ZM193 228V227H192ZM230 228V227H229ZM231 228H233V227H231ZM236 228H238V227H236ZM235 228V229H236ZM240 228V227H239ZM250 228H252V227H250ZM257 228V227H256ZM264 228V227H263ZM100 229V230H99ZM136 230V234L134 233V231H133V234H135V236H132L131 235V233H130V231H132V230ZM157 228H156V226H155V231H157L156 230ZM177 229V228H176ZM183 229V228H182ZM234 229V228H233ZM232 229V230H233ZM234 229V230H235ZM259 229V228H258ZM257 229V230H258ZM54 230V229H53ZM59 230V229H58ZM91 230H93V232L94 233H92L91 232ZM102 230H104V231H106V230H108V231H106V232H104V231H102ZM154 230V229H153ZM168 230H169V228H168ZM225 230H227V229H225ZM256 230V229H255ZM256 230V231H257ZM99 232V234H100V232L102 233V237H103V240L105 239V240H107L108 242H109V244H107L106 245V243H105V241H104V243H105V245L107 246V247H105V246H103L101 243H99V241H97L100 237L99 236H97V237H99V238H97L96 236V238H97V240H96V238L94 237V234H97L98 232ZM137 231L139 232V233H137ZM146 231V230H145ZM144 231V232H145ZM149 231V230H148ZM185 231V230H184ZM204 231V230H203ZM238 231H239V229H238ZM259 231V230H258ZM55 232V231H54ZM97 232V233H96ZM104 232V233H103ZM130 233L129 235H131V236H129L127 233ZM160 232V231H159ZM170 232V231H169ZM173 232H175V233H177L178 231H174V229H173ZM180 232V231H179ZM179 232H178V234H179ZM231 231H229L228 233H230ZM23 233H25V232H23ZM69 233V234H68ZM71 233V234H70ZM146 233V232H145ZM153 233V232H152ZM162 233V232H161ZM174 233V234H175ZM181 233V232H180ZM227 233V234H228ZM148 234V233H147ZM159 234V233H158ZM255 234V233H254ZM263 234V235H262ZM155 235H157V234H155ZM172 235V234H171ZM185 235V234H184ZM183 235V236H184ZM234 235V234H233ZM100 236H101V234H100ZM149 236H150V234H149ZM158 236V235H157ZM169 236V235H168ZM213 236V235H212ZM150 237H153V236H150ZM162 237H164V236H162ZM161 237V238H162ZM182 237V236H181ZM187 237V236H186ZM203 237V236H202ZM217 236H215V238H216ZM220 237V236H219ZM184 238H185V236H184ZM169 239V238H168ZM209 239V238H208ZM235 239V238H234ZM100 240V239H99ZM186 240V239H185ZM201 240V239H200ZM207 241H209V240H207ZM185 242V241H184ZM103 243V244H104ZM200 246V245H199ZM203 247H204V245H203ZM221 247V246H220ZM183 248V249H182ZM75 249H78V250H76L77 251V253L79 252V254H76L75 252H73ZM193 249V248H192ZM219 249V248H218ZM185 250H187V249H185ZM201 250V249H200ZM82 252L85 254V257H83L84 256V254H82ZM31 253V252H30ZM92 253V254H91ZM91 254V255H90ZM29 255H31V254H29ZM89 255H90V257H91V259H89L88 260V257H89ZM32 256V255H31ZM99 256V255H98ZM25 257V256H24ZM23 257V258H24ZM30 258H32V257H29V259ZM99 258V257H98ZM33 259H34V257L32 258V262H33ZM101 259V258H100ZM93 261H94V259H93ZM102 261V260H101ZM96 264V263H95Z\"/></svg>",
    "mask_w": 264,
    "mask_h": 264
}]
</instances>
